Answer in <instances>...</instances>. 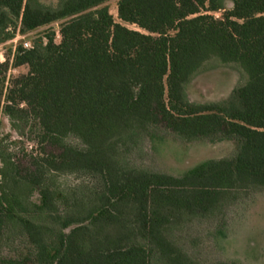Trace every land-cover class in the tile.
Instances as JSON below:
<instances>
[{
  "label": "trees",
  "instance_id": "trees-1",
  "mask_svg": "<svg viewBox=\"0 0 264 264\" xmlns=\"http://www.w3.org/2000/svg\"><path fill=\"white\" fill-rule=\"evenodd\" d=\"M109 1L0 0V44L55 22L60 34L55 42L47 29L16 48L12 65L28 70L5 94L0 76V115L32 118L39 142L56 151L23 175L1 157L0 264H204L173 230L236 193L264 190V0H117L118 21ZM213 60L238 65L245 82L223 100L191 101L190 82ZM163 137L232 142L234 153L180 175L130 162ZM57 174L97 184L61 192ZM34 191L38 201L24 203ZM10 232L28 246L13 256L2 250Z\"/></svg>",
  "mask_w": 264,
  "mask_h": 264
},
{
  "label": "rangeland",
  "instance_id": "rangeland-1",
  "mask_svg": "<svg viewBox=\"0 0 264 264\" xmlns=\"http://www.w3.org/2000/svg\"><path fill=\"white\" fill-rule=\"evenodd\" d=\"M47 6H54L56 0H39ZM109 12L117 19V0L108 3ZM230 7V4H227ZM220 17V13H212ZM129 29L138 30L134 25ZM54 33V41L60 40L59 23H52L44 28L29 33L15 32L16 37L0 44L2 63L7 64L4 74L3 93L11 82L27 73L26 66L12 65L16 48L24 42L32 43L37 34L45 30ZM1 71V70H0ZM245 76L238 65L223 64L217 60L206 63L193 78L187 88L188 98L193 102L220 101L228 97L234 87L242 85ZM4 104V98L2 99ZM19 109H26L18 103ZM20 123L0 115V161L9 157L21 175L26 170H33V162L46 154L56 152L52 147L39 142V130L32 118ZM163 132V131H162ZM232 142L210 143L206 141L181 143L171 137L155 138L144 141L138 150L129 156L133 165L144 169L180 175L196 164L208 159H221L232 156ZM1 169V162H0ZM51 184L55 189L66 192L80 188L87 192L96 186L97 181L86 175H54ZM24 203L37 202L36 191L26 193ZM3 243V254L13 256L23 248L26 242L17 232H10ZM173 237L178 246L192 259L204 263L236 261L241 264H264V190L239 192L225 203L219 212L204 218L189 219L173 230Z\"/></svg>",
  "mask_w": 264,
  "mask_h": 264
},
{
  "label": "built area",
  "instance_id": "built-area-1",
  "mask_svg": "<svg viewBox=\"0 0 264 264\" xmlns=\"http://www.w3.org/2000/svg\"><path fill=\"white\" fill-rule=\"evenodd\" d=\"M18 34H16L14 37H16ZM60 35V34H59ZM44 41H45V39H44ZM23 47L25 48V49H29V48H31V45H30V43H28V42H24L23 43ZM2 61H4L3 59H2V55H1V53H0V63H2Z\"/></svg>",
  "mask_w": 264,
  "mask_h": 264
}]
</instances>
